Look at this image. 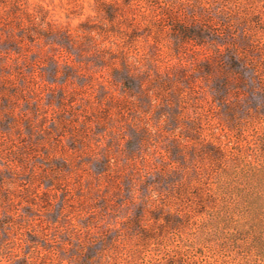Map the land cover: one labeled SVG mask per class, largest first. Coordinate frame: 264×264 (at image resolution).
<instances>
[{
  "label": "rangeland",
  "instance_id": "1",
  "mask_svg": "<svg viewBox=\"0 0 264 264\" xmlns=\"http://www.w3.org/2000/svg\"><path fill=\"white\" fill-rule=\"evenodd\" d=\"M87 246L264 264V0H0V264Z\"/></svg>",
  "mask_w": 264,
  "mask_h": 264
},
{
  "label": "trees",
  "instance_id": "2",
  "mask_svg": "<svg viewBox=\"0 0 264 264\" xmlns=\"http://www.w3.org/2000/svg\"><path fill=\"white\" fill-rule=\"evenodd\" d=\"M107 15H108L107 16L108 20L111 21V18H112L111 14H109L108 12ZM172 31L174 32V39L176 41L177 40H179L180 42L191 41L194 44L199 45L201 44L202 39H203V36L201 35V32L199 30V27H191V26L184 27L183 25L179 24L175 26ZM153 219L156 220L157 218H155L154 216ZM140 223L141 222L138 216L132 219L130 221V224L126 223L123 227L127 233H132V232L134 234L139 233L142 241L153 239V236L147 235L148 232H144L140 230ZM180 225H181L180 221L176 219H171L170 217H166L164 218V225H162L161 231L162 230L164 231L178 230ZM104 239L106 240L101 241L100 254H104V252H107L108 250L117 251L116 246L118 245V242L116 240H113L110 237H106ZM103 248H106V251ZM102 250L104 251L102 252ZM68 252H70V256L69 258L67 257V259L71 260L73 264H100L99 259L100 257H103V255H100V257L97 258L98 254L93 250L91 246H87L84 250L80 248H73L71 251H68ZM104 259L105 258H103V260ZM128 261H129L128 259L126 258L124 259L125 264H128L129 263Z\"/></svg>",
  "mask_w": 264,
  "mask_h": 264
}]
</instances>
